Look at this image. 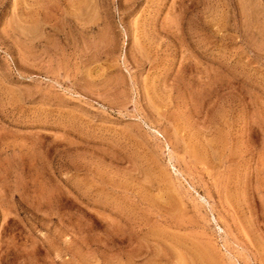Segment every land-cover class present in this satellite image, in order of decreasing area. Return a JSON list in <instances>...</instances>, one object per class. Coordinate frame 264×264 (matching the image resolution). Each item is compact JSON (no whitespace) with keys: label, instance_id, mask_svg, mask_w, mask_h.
<instances>
[{"label":"rangeland","instance_id":"1","mask_svg":"<svg viewBox=\"0 0 264 264\" xmlns=\"http://www.w3.org/2000/svg\"><path fill=\"white\" fill-rule=\"evenodd\" d=\"M0 264H264V0H0Z\"/></svg>","mask_w":264,"mask_h":264}]
</instances>
